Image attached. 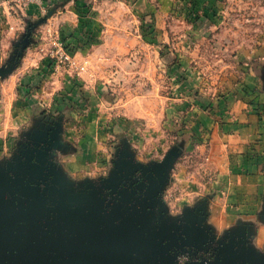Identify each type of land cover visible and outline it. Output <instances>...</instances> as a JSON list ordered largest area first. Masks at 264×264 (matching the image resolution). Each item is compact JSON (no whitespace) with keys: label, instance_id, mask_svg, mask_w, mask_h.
<instances>
[{"label":"rangeland","instance_id":"rangeland-1","mask_svg":"<svg viewBox=\"0 0 264 264\" xmlns=\"http://www.w3.org/2000/svg\"><path fill=\"white\" fill-rule=\"evenodd\" d=\"M68 1L0 0V253L215 264L239 215L264 234V0Z\"/></svg>","mask_w":264,"mask_h":264},{"label":"crops","instance_id":"crops-1","mask_svg":"<svg viewBox=\"0 0 264 264\" xmlns=\"http://www.w3.org/2000/svg\"><path fill=\"white\" fill-rule=\"evenodd\" d=\"M61 1L40 0L36 3H31L33 5H30L25 11L22 10L24 12L23 16L29 18V20H32V18L35 20V16L39 15L41 11H44V13L51 11L52 13L53 9H57V5ZM72 3L71 0L66 3V9L69 11L66 21H75V14L72 15L73 13H71L74 9V7H71ZM262 59H264V56ZM253 70L248 73L249 80L247 85L250 86L249 89H252L257 94L260 93L253 76H261V91L264 92V61L257 63ZM261 138H264V136H259V139ZM260 143L263 144V142ZM237 219L239 222H237L235 227L216 230L222 236V239L215 264H264V234L261 229L254 227L256 217L239 215ZM28 240L29 237L27 235L18 234L16 240L18 243L14 247H3L0 253V264H28L29 262H38L41 256L44 257L46 254H51L52 251H47L48 249L44 252L39 251L40 249L33 251ZM61 254L68 256L71 252L70 250L68 252L61 251Z\"/></svg>","mask_w":264,"mask_h":264},{"label":"water","instance_id":"water-1","mask_svg":"<svg viewBox=\"0 0 264 264\" xmlns=\"http://www.w3.org/2000/svg\"><path fill=\"white\" fill-rule=\"evenodd\" d=\"M58 264H101L92 260H80V261H66Z\"/></svg>","mask_w":264,"mask_h":264},{"label":"built area","instance_id":"built-area-1","mask_svg":"<svg viewBox=\"0 0 264 264\" xmlns=\"http://www.w3.org/2000/svg\"><path fill=\"white\" fill-rule=\"evenodd\" d=\"M9 1L20 4V5H27V4L38 2L40 0H9Z\"/></svg>","mask_w":264,"mask_h":264},{"label":"flooded vegetation","instance_id":"flooded-vegetation-1","mask_svg":"<svg viewBox=\"0 0 264 264\" xmlns=\"http://www.w3.org/2000/svg\"><path fill=\"white\" fill-rule=\"evenodd\" d=\"M216 237V236H215ZM97 262V261H96ZM98 263H100V262H98ZM102 264V263H101Z\"/></svg>","mask_w":264,"mask_h":264}]
</instances>
